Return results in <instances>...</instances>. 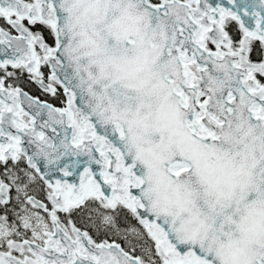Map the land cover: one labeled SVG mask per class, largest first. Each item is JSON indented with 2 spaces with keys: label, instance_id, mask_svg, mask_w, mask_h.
Wrapping results in <instances>:
<instances>
[{
  "label": "snow or ice",
  "instance_id": "1",
  "mask_svg": "<svg viewBox=\"0 0 264 264\" xmlns=\"http://www.w3.org/2000/svg\"><path fill=\"white\" fill-rule=\"evenodd\" d=\"M0 264H264V0H0Z\"/></svg>",
  "mask_w": 264,
  "mask_h": 264
},
{
  "label": "trees",
  "instance_id": "2",
  "mask_svg": "<svg viewBox=\"0 0 264 264\" xmlns=\"http://www.w3.org/2000/svg\"><path fill=\"white\" fill-rule=\"evenodd\" d=\"M26 90H29V89L27 88V86H26Z\"/></svg>",
  "mask_w": 264,
  "mask_h": 264
}]
</instances>
